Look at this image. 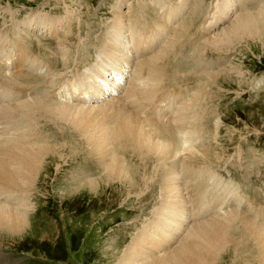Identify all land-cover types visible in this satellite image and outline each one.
Masks as SVG:
<instances>
[{
  "label": "rangeland",
  "instance_id": "1",
  "mask_svg": "<svg viewBox=\"0 0 264 264\" xmlns=\"http://www.w3.org/2000/svg\"><path fill=\"white\" fill-rule=\"evenodd\" d=\"M153 1L157 3L156 0ZM179 1H183L182 14L171 25V30L176 26L178 29L180 26L183 28L185 24L188 28L186 27L185 34H180V48L175 51L179 55L171 54L170 61L166 62L169 72L175 70L179 78L175 76L174 79H168L167 76L168 81L165 80V83L174 89L190 88V96L196 91L202 93V134L198 142L200 152L195 154L198 162L189 163H194L195 166L198 164L199 169L205 171L200 173L198 179L201 184L205 183L207 188L212 186L210 179H217L211 175H218L225 181L236 183L238 188L242 187L244 194L259 203L255 194L264 195V35L259 39L242 37L230 41V45L204 47L208 38H221L228 33V29L236 23L238 15L256 10L250 0H247L248 4L241 3L238 9L226 14L225 19L207 31L211 19L217 14L215 12L218 11L221 0H173L171 3L177 4ZM152 4L153 2L148 0H0V33L7 39L23 41L39 59L52 66L54 70L52 77L47 79L46 88L54 79L60 81L55 87L59 90L69 82H74L84 68L91 63L94 65L93 45L104 31L93 32L96 27L107 26L116 16L121 15L125 26L122 32H125L124 39L127 44V37L130 35L127 27L132 19L147 20L158 15V9ZM261 4L258 5L260 8ZM44 17L50 18L44 20L46 22H51L54 18H58L57 22L65 20V31L60 30L51 35L47 31L48 28L37 27L38 18L40 21ZM159 25L166 27L160 15L156 18L155 27L160 28ZM110 28L107 26L105 33H108ZM136 35L135 33L133 38ZM64 37L66 39L63 41ZM115 44L122 48L120 44L123 43ZM152 54L150 53L151 56ZM190 58L193 59L192 62L189 61ZM136 62L131 61L133 65ZM128 80L122 87V94L126 92L123 91ZM189 97L187 96L188 100ZM113 99L119 98L113 97L98 104L90 103L91 106L77 103L68 105L74 108L86 107V110H102L103 114H108V123L111 124L113 120L112 127L119 128L122 127L121 121L125 117L118 114V120L117 112L111 107H105L115 102ZM47 104L46 107L57 108L54 102L49 101ZM42 112L52 118L61 119L52 113V109ZM70 119L74 120L73 117L68 118L69 121ZM61 120H51L47 116L24 118L20 120L22 122L18 121L20 130L9 131L11 136L6 133L8 137H12L17 130L14 139L21 137L24 140L29 137L32 141H38L39 146L48 148V153L53 148L56 152L46 156L48 158L41 164L32 191L28 190V193L23 195L28 200V207L24 211V227L15 234L0 229L1 262L115 264L122 254V249L128 246L137 232L144 233L150 229L148 227L142 230L144 225L155 220L150 225L152 226L160 218V224L167 226L164 224L168 223L167 217L161 210L172 204L161 198L162 179H156L160 175L150 176L153 172L162 171L161 167L156 168L157 160L162 161L161 156L153 152L145 157L146 159L141 157L144 161L142 165L141 159L129 148L121 149L116 146L114 156L123 161L124 167L125 164L128 166L129 170L126 167L125 170L129 180L112 182L103 176L97 161L99 154L89 141L69 121ZM25 125H28L29 129L21 127ZM15 127L18 128V125ZM154 138L162 141L158 136ZM178 141L182 142L180 137ZM115 145L111 147L112 150ZM59 147H64V150H59ZM189 147L192 149L194 145ZM184 154L180 151L175 161ZM163 159L166 164H170V156H164ZM111 160L112 157L108 158L107 162ZM173 165L178 166L179 172V165ZM167 168L168 166L163 169ZM143 172L148 177V180L143 178L147 184L142 182ZM130 174L135 175L133 180L137 182H133L131 186L139 185L141 190L137 191L136 187L134 189L130 186ZM138 175L139 178L136 177ZM181 177L183 178L182 175ZM88 181L92 184L91 187L88 186ZM181 182L183 185L188 184L186 181ZM176 193L177 196L181 193L185 196V192H180L179 189ZM233 208L234 206L222 207L217 212L223 214ZM165 212H168L167 209ZM215 212L214 210L213 214L209 213L197 221L184 224L181 231L186 230L187 226L190 229L192 224H197L195 222L204 223L205 220L216 217ZM243 244L236 250L232 247L233 252L226 253V258L219 256L214 264H264L259 255L250 251V243ZM174 247L171 246L169 251L172 252ZM254 261L256 263H253Z\"/></svg>",
  "mask_w": 264,
  "mask_h": 264
},
{
  "label": "bare ground",
  "instance_id": "2",
  "mask_svg": "<svg viewBox=\"0 0 264 264\" xmlns=\"http://www.w3.org/2000/svg\"><path fill=\"white\" fill-rule=\"evenodd\" d=\"M148 1L153 2L152 5L158 9L161 21L165 23L166 27H160L159 25L160 28H156V20L152 25L146 26L148 24L146 20L142 21V19H140L137 21L138 19L134 18L127 27L130 35L127 37V41L129 42L126 44V39H124L125 32H122L125 26L122 21V16L118 15L111 21L109 25L111 28L108 33H105L106 45L99 51L102 58H105V64L103 63L105 66L106 63L109 65L111 63L114 64L113 59H116L117 62L122 61V63H124L126 61L132 64L130 58L123 55L122 49L133 44L137 49V53H140L141 47L147 45L146 39L151 40L155 33L156 34L153 36L154 41L160 39L162 44L158 51L151 52V54L154 53L152 56L150 54L144 55L142 60L137 61L134 65L132 64L133 72H131V79L128 80L127 87L123 91H126L123 98L117 100L113 99L112 101L115 102H111L108 106H105L111 107L113 111L117 112L116 115L118 120V114H123L125 118L121 121L122 127H112L113 120L111 124L108 123L110 121L108 114H103L102 110L95 111L89 107V110H86V107L74 108L68 104L60 105L57 103H55L57 108H53L52 106L49 108L46 107L49 102L46 103V99L20 98L14 105L0 106V229L15 234L20 232L24 227V215L26 214L24 211L28 207V200L25 199L23 195L27 194L28 190L29 192L32 191L33 182L46 156L51 152H56L53 148L48 153V148L42 145L39 146L38 141H32L29 137L24 140H22L21 137L14 139L17 130H20L18 121L29 117L44 118L45 116L51 120L64 119L69 121L68 118L73 117L74 120L70 119V124L89 141L93 149L99 154L97 161L101 168V172L104 173L103 176H105L107 180H111L112 182L129 180L125 170V167L128 169V166L125 164L124 167L123 161L114 156L116 146L121 149L129 148L135 156L137 155V157L141 159L142 165L144 161L141 157L146 159L145 157L153 152H156L158 156H161L160 159H162V161L157 160L158 166H156V168L161 167L160 169H162V171L153 172L150 176L160 175L159 177L157 176L156 179H162L160 180V187L163 189L161 198H163V201L165 200L172 204L171 206H167V213L165 212L166 209L161 210L165 213L168 220V223H164L167 224V226L165 225L167 230L165 231V227L160 224V218L152 226L150 225L155 220L144 225L142 230L148 227H150V229L146 230L144 233L142 230V232H137L135 237L130 240L128 246L126 245L127 247L125 246V249H122V254L115 264H214L216 260L219 259V256L220 258H226V253L233 252L243 243H250V251L259 255L264 262V222L256 221L253 214L252 216L249 215L250 209L246 210L234 201V195L232 194H234L236 185L231 182L227 183V180L223 181L217 176V179L209 180L212 186L211 188H207L204 186L205 183L201 184L198 179L200 173L205 171H202L203 169L200 170L201 168L199 169L198 164L195 166L194 163H189V161L197 163L198 159L195 154L200 152V143L198 144V142L202 134L201 124L203 111L200 102L202 93L196 91L191 96L187 93L188 97L190 96L189 100H184L183 96L180 95L181 102L180 104L179 102H175L173 111L171 105L167 106L169 111L168 115L164 116L156 111L151 113L148 112L160 97H163L165 93L171 92L172 90L170 89H174L173 86H169L165 83V80H167L166 77L168 76V79H174L173 77L176 76L179 78V76H177V72L174 69H171L174 71L169 72V66L166 62L170 61L169 57L171 54H174V56L179 55V53L175 51L178 47L180 48V34H185L186 27L188 28L186 24L183 28L180 26L179 29L176 28L177 26L175 25L176 27L174 30H171V25H173L182 14L183 1L176 2L177 4L171 3L173 0H156L157 3L153 0ZM246 1L247 0H221L220 4H218L219 9L216 7L218 11L215 13L217 14L216 16L213 15L214 17L212 16V22L210 21L211 23H209L207 31L218 22L225 19L226 14L238 9L241 3L244 5L248 4L249 0ZM139 2L142 4L141 1ZM250 3L256 11L251 8L254 12L251 10L249 14L245 13L238 15L236 23L231 27L229 26L228 33L221 38H208L204 47L213 48L219 45H230V41L233 42L242 37L262 38L264 35V0L262 2L250 0ZM259 4H261V8L258 6ZM162 5H165V7H162ZM159 15H157L156 18ZM156 18L153 17L151 20ZM47 19L50 18L44 17L40 21H38V18L36 26L42 29L48 28V31L52 30V32L57 33L61 28H64L66 23L63 19L57 22L58 18L52 19L51 22L44 21ZM148 27L152 29V33L146 32ZM166 28H168L167 31ZM168 31L169 36L171 35L170 37L168 36ZM135 33L137 35L133 38ZM2 39L3 38H0V41ZM65 39L64 37L63 41ZM118 42L123 43L120 44L122 48L117 47L115 43L118 44ZM77 43L79 42L77 41ZM17 51L22 52L27 61L30 60L34 62V59H31L30 56L28 57L23 49L18 48ZM126 57L127 59H125ZM190 60L191 62L193 61L192 58H190L189 61ZM112 72L115 74V77H117V81L123 79V74L120 70L114 68ZM100 73L106 74L105 71H103V73L99 72L97 75H94L91 80L99 79ZM187 77L186 74V78ZM8 79L11 81L10 77H8ZM14 82L13 84H3L0 86V97L15 95V91L23 90L27 87L24 78L21 80H14ZM53 83H56V80L53 81ZM17 85L21 88L17 87ZM102 85L107 86L108 80L103 79ZM74 90L76 89L74 88ZM83 93H85V95L82 99L90 100L105 96L107 91L99 86L90 84L88 88L83 89ZM58 95L60 94L58 93ZM61 98L66 99V97L63 96ZM173 100L176 101L177 98L175 97ZM44 103H46V105ZM48 109H52V113L61 119L52 118L50 115L42 112ZM58 110L61 111L58 112ZM142 114H144V116ZM111 115L115 116V114ZM17 125L18 128L15 127ZM27 126L21 127L29 129ZM13 129L17 130L13 133V136L10 137L12 134H9V131L12 132ZM189 129L191 131H189ZM7 132V135H10L9 137L6 135ZM154 136H158L162 141H157ZM178 137L182 140L181 143L178 141ZM165 141L167 142L166 145ZM113 144L116 145L112 150L111 147ZM190 145H194V148L191 149V147H189ZM203 148L205 147H202V149ZM59 150L63 151L64 147H59ZM180 151L181 154L183 152L185 154L179 159L177 158L178 160L176 162L175 157ZM164 156L171 157L170 164H166V160L163 159ZM111 157L112 160L108 163L107 159ZM171 163L179 165V172L178 166H174ZM165 165L168 166L167 170L163 169L166 167ZM142 175L143 184H147L145 180H148V177L145 176L144 172ZM134 176L135 175L130 174V186L133 182L137 183L136 180H133ZM136 177L139 178L140 175ZM181 181H186L188 184L183 185ZM87 184L90 187L92 185L90 181H88ZM131 187L134 189L136 187L137 191L141 190L139 185H133ZM194 187L199 189L195 190ZM177 189H179L180 192L184 191L185 196H183L182 193L177 196ZM194 193L195 195H193ZM239 193L243 202L244 193L241 190ZM19 194H21L20 197ZM229 201H232V203ZM247 204H251V199H247ZM229 206H234V208L229 211H224L223 214L217 212V210L222 209V207ZM214 210L216 211L215 214H217L216 217L207 219L204 223L200 221L195 222L197 224L194 226L190 224V229H188L186 225V230L184 229L181 231L184 224L190 221H197L209 213L213 214L212 212ZM173 228H175V231H173ZM171 246H175L172 252L169 251ZM257 258L252 259L257 260ZM0 263L11 264V262L5 263L4 261H0ZM253 263L256 262L254 261Z\"/></svg>",
  "mask_w": 264,
  "mask_h": 264
}]
</instances>
